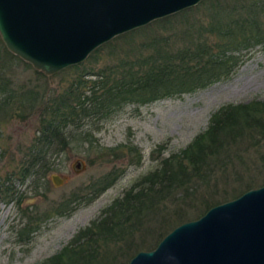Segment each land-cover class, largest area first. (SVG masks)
Returning a JSON list of instances; mask_svg holds the SVG:
<instances>
[{
    "label": "rangeland",
    "instance_id": "1",
    "mask_svg": "<svg viewBox=\"0 0 264 264\" xmlns=\"http://www.w3.org/2000/svg\"><path fill=\"white\" fill-rule=\"evenodd\" d=\"M229 1L234 0H204L191 9L194 11L186 21L178 18L164 25L158 24L159 20L117 37L78 65L82 66L79 70L70 67L53 76L39 75L26 62L11 59L0 36L1 82L10 81L17 97L30 92L45 95L44 101L57 98L83 75L110 70L125 60L138 61L143 51H138L139 46L155 38L170 36L176 40L174 35H179L184 23L207 19L210 10ZM171 27L178 29L171 31ZM19 101L16 98L0 110V186L16 174L11 184L14 196L5 199L0 195V264H42L69 246L79 232L102 221V213L116 200L123 202L131 190L137 193L134 187L145 185L144 178L162 170L163 159L179 153L205 131L222 106L264 101V49H254L230 80L147 105L129 104L95 119L89 127L93 144L75 142L61 155L54 154L51 162L55 168L37 182H23L17 176L18 163L35 140L44 104ZM228 156L216 165L211 179L191 183L193 191L176 190L165 204L144 209L138 219L120 218V224L126 222L116 230L115 238L101 235L99 260L88 259L87 263L127 264L139 251L153 250L182 223L199 219L208 207L264 186L263 137L245 135L232 145ZM53 175L62 178L64 184L57 187ZM109 183V188L96 197L94 191ZM71 207L74 211L70 215H60Z\"/></svg>",
    "mask_w": 264,
    "mask_h": 264
},
{
    "label": "trees",
    "instance_id": "2",
    "mask_svg": "<svg viewBox=\"0 0 264 264\" xmlns=\"http://www.w3.org/2000/svg\"><path fill=\"white\" fill-rule=\"evenodd\" d=\"M193 11L186 10L158 24L167 25L170 20L178 18L186 21ZM205 17L207 19L184 23L179 35H174L181 42V48L170 36L155 38L150 44L139 46L138 51H143L138 61L135 58L125 60L110 70L83 75L75 85L47 101H44L45 95L35 96L30 92L17 97V92L11 90V82H1L0 77V110L16 98L21 103L33 105L39 101L44 104L39 113V130L32 146L22 152L17 176L23 182L44 180L55 168V162H51L54 154L61 155L75 142L93 144L89 127L95 119L106 117L129 104L147 105L230 80L254 49H264V0L229 1L228 5L210 10ZM177 29L171 27V31ZM4 48L11 59L22 61ZM73 68L79 70L82 66ZM87 76L92 78L85 79ZM245 135L264 138V101L222 106L211 117L205 131L185 149L163 159L162 170L144 178L146 187H134L139 190L137 193L131 190L123 202L116 200L102 213V221L100 219L99 223L79 232L69 246L42 264H88V259L99 260L97 248L104 239L101 235L115 238L116 230L126 220L138 219L144 209L153 210L165 204L176 190L193 191L190 184L195 180L205 183L211 179L217 171L216 165L229 157L232 145ZM15 175L11 174L0 186V195L5 199L14 196L11 184ZM112 183L94 191L95 196ZM73 211L71 207L60 215H70ZM124 217L126 220L120 224V218Z\"/></svg>",
    "mask_w": 264,
    "mask_h": 264
},
{
    "label": "water",
    "instance_id": "3",
    "mask_svg": "<svg viewBox=\"0 0 264 264\" xmlns=\"http://www.w3.org/2000/svg\"><path fill=\"white\" fill-rule=\"evenodd\" d=\"M203 1L0 0V36L12 55L53 76L113 39ZM52 181L64 184L56 175ZM128 264H264V186L178 226Z\"/></svg>",
    "mask_w": 264,
    "mask_h": 264
}]
</instances>
